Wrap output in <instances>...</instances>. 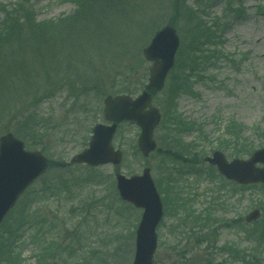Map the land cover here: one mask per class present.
I'll return each instance as SVG.
<instances>
[{
  "label": "rangeland",
  "instance_id": "1",
  "mask_svg": "<svg viewBox=\"0 0 264 264\" xmlns=\"http://www.w3.org/2000/svg\"><path fill=\"white\" fill-rule=\"evenodd\" d=\"M18 1H29L39 22L70 16L77 8V0H0V7ZM136 3L140 9L129 17L126 13L121 23L107 22L110 38L105 37L101 50L96 49L100 43H83L87 53L81 57L75 43L63 47L57 55L62 64L58 72L71 60L74 69L69 76L81 75V86L86 89L100 88L106 96L119 91L141 93L148 84L151 68L142 51L154 34L172 24L181 42L188 43L191 28L187 15L177 11L175 0H136ZM188 6L215 33L213 42H216L210 46L215 58L191 81L193 93L183 94L176 102L177 114L185 128L182 143L189 147L185 158L194 162L183 164L157 152L144 159L137 149L139 128L121 125L114 139L115 148L124 153L119 167L54 166L28 189L0 226V264H132L142 211L119 199L115 174L140 175L147 166L156 184L161 183L164 204L154 264H204L207 258L215 264H247L233 257L230 247L238 249L240 257L251 248H258L264 258V185L239 187L204 162L216 151L231 161L247 159L249 155L242 156V152L251 154L264 147V0H189ZM118 27L121 29L117 31ZM72 49L79 51H73L72 56ZM89 59L92 65L87 64ZM50 78V84L59 82L54 72ZM33 89V95L39 96L40 113L44 117L53 115L52 125L47 126L49 136L37 150L57 162L70 164L90 139L92 127L104 123V97L95 102L97 96L92 92L91 98L100 113H96L94 105L88 117L75 119L72 109L76 103L71 95H65L61 89L56 92L45 81ZM26 94L23 101L4 107L0 104V137L13 133L15 125L9 113L26 106L32 90L27 89ZM167 97L165 89L155 101L162 113L156 136L158 148L163 151L170 148L165 136L172 130L168 125L170 119L164 117L170 113L165 104ZM232 124L240 131L239 135ZM70 126L74 127L73 136L66 135ZM175 198L179 202L184 199L182 206L192 208L202 218L209 216L210 220L184 222L185 212L172 203ZM256 209L261 210V218L247 224L245 217ZM13 230L18 231L14 238L8 236ZM7 239L14 246L16 263L10 262L1 247ZM49 243H54L57 249L47 263L42 258L40 263L42 245Z\"/></svg>",
  "mask_w": 264,
  "mask_h": 264
},
{
  "label": "trees",
  "instance_id": "2",
  "mask_svg": "<svg viewBox=\"0 0 264 264\" xmlns=\"http://www.w3.org/2000/svg\"><path fill=\"white\" fill-rule=\"evenodd\" d=\"M175 1L177 3V11L187 15L188 24L191 28V37L188 43L185 41L182 43L176 67L171 73L165 88L168 90V102L166 99L165 104L170 108V113L166 116L164 115V117L167 120L170 119L168 120V125L172 127L171 132L166 134L165 140L170 148L167 151H163L159 147L156 152L174 161L184 162L183 164L189 163L190 165L194 161L185 158V153L189 147L182 143L184 139L181 135H183L185 128L180 115L177 114L176 102L183 94L191 95L193 93L191 81L197 77L201 68L208 61H212L215 58V53L211 56L210 46L215 45L216 42H213L215 33L203 22H200L197 14L188 6L189 0ZM29 3V1H18L10 6L0 7V104L4 107L5 104L11 102L23 101L22 98L28 96L26 90H32L29 99L25 101L24 105L26 106L18 111H12L9 115L15 125L12 128L13 134L22 139L26 143L27 148L37 150L38 147L45 144L44 141L49 136L50 130L47 126L52 125L53 115L44 117L40 113L38 110L40 104L39 96L33 95L35 94L33 87H37L38 83L45 81V84L54 86L56 92L61 89L60 91L65 93V95H71L76 103L75 108L72 109V116L75 119L83 115L88 117L94 105L96 113H100L98 104L94 103V99L91 98V93H96L94 94L97 96L95 102H99L98 98L106 96L104 94L105 91L101 92L100 88H91L90 90L82 87L83 78L81 75L75 74L71 78L69 73L71 69H74L71 60L67 62V66L63 71L58 72L62 64L58 61L57 55L63 50V47L72 46L71 43H75L80 48L81 57H85L87 53L83 43H100L96 49L97 51L98 49L101 50L104 46L103 40L106 39L105 37L110 38L108 30H111L107 27V22L121 23V18L126 13H128L127 16L129 17L132 12L140 8L137 6L136 0H116L114 3H105L102 0H77L75 2L77 8L72 15H64L62 18L53 21L39 22L34 7ZM118 29L120 30L121 28L118 27L117 31ZM92 39L95 40L92 41ZM83 40L86 41L83 42ZM76 50L78 49H72L70 54L73 56V51ZM87 64L92 65V61L89 59ZM52 72L57 74L58 83L50 84L49 79L51 80L50 75ZM58 74H61L62 77ZM163 93L164 91L161 94ZM118 94L136 95L137 92L119 91L112 95ZM153 94L155 102L160 94ZM231 127L233 130L235 129L237 135L240 134L235 124H232ZM68 131L66 135H74L72 134L74 127L70 126ZM228 133L230 131L227 126ZM156 140L157 142L159 141V136H156ZM88 141L89 139L85 141L83 148L88 145ZM241 155H250V152H242ZM53 167L54 165L51 164V168ZM58 167L61 168L60 166ZM158 183L159 190L163 195L161 183ZM168 192L169 190L165 191L164 196L166 195L167 197ZM174 192L178 196L177 192ZM184 201L183 199L179 202V198H175L174 202H172L173 204L175 203V208L179 209L181 207L180 209L185 212L183 216L184 222L192 221V223L196 224L210 220L209 216L202 218L201 215H196L192 208L182 206V204H185ZM17 233L18 231H9L8 236L14 238ZM248 235L251 239L252 235ZM260 237L259 241L262 239V236ZM200 240L204 241L205 239H197V241ZM4 241L6 242L4 246H1L2 249L7 252L10 262L16 263L11 239ZM56 249L57 246L54 243L42 245L41 255L38 256L40 263L42 262L41 258L47 263L48 258L52 256ZM228 250L233 257L237 256L247 264H261L262 260H264L258 248H251L248 254L242 253V257H240L241 253L238 249L230 247ZM246 259H248V262ZM85 264L90 263L85 262ZM204 264H215V262L207 258L204 260Z\"/></svg>",
  "mask_w": 264,
  "mask_h": 264
},
{
  "label": "water",
  "instance_id": "3",
  "mask_svg": "<svg viewBox=\"0 0 264 264\" xmlns=\"http://www.w3.org/2000/svg\"><path fill=\"white\" fill-rule=\"evenodd\" d=\"M179 48L180 38L172 26H166L154 35L143 50L144 58L153 64L147 89L136 98L128 95L105 98L103 114L110 125L98 124L93 128L88 148L74 157V163L93 168L119 166L123 161V153L113 147V140L118 125L123 122H131L140 128L137 147L144 157L156 150L154 134L161 122V113L153 105V97L149 91L161 92L164 89L175 66ZM205 162L215 166L223 177L238 185L264 184V168L257 167L258 164L264 165V148L247 160L236 159L229 162L222 153L215 152ZM48 167V160L41 152L27 151L24 142L13 134L0 137V225L20 197L45 174ZM116 182L121 199L143 209L136 231L133 264H154L157 250L156 229L163 218V205L151 170L145 168L142 175L131 178L117 174ZM260 217L261 211L254 210L245 220L252 223Z\"/></svg>",
  "mask_w": 264,
  "mask_h": 264
}]
</instances>
